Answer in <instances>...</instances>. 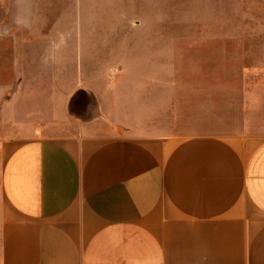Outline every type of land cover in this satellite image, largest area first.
I'll use <instances>...</instances> for the list:
<instances>
[{"label": "crops", "instance_id": "crops-1", "mask_svg": "<svg viewBox=\"0 0 264 264\" xmlns=\"http://www.w3.org/2000/svg\"><path fill=\"white\" fill-rule=\"evenodd\" d=\"M130 6L0 0V264H264V70Z\"/></svg>", "mask_w": 264, "mask_h": 264}, {"label": "rangeland", "instance_id": "rangeland-1", "mask_svg": "<svg viewBox=\"0 0 264 264\" xmlns=\"http://www.w3.org/2000/svg\"><path fill=\"white\" fill-rule=\"evenodd\" d=\"M131 9L161 30L166 76L171 60L211 73L264 70V0H137Z\"/></svg>", "mask_w": 264, "mask_h": 264}, {"label": "clouds", "instance_id": "clouds-1", "mask_svg": "<svg viewBox=\"0 0 264 264\" xmlns=\"http://www.w3.org/2000/svg\"><path fill=\"white\" fill-rule=\"evenodd\" d=\"M17 22H18V23H21L22 21L18 20Z\"/></svg>", "mask_w": 264, "mask_h": 264}]
</instances>
